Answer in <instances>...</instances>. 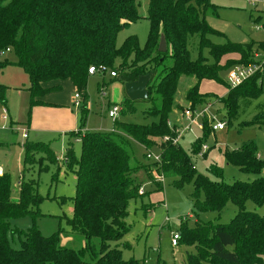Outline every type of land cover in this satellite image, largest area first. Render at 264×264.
Returning <instances> with one entry per match:
<instances>
[{
	"label": "trees",
	"instance_id": "trees-1",
	"mask_svg": "<svg viewBox=\"0 0 264 264\" xmlns=\"http://www.w3.org/2000/svg\"><path fill=\"white\" fill-rule=\"evenodd\" d=\"M139 5L137 0H0V52L12 51L16 57L13 65L26 73L30 106L44 104L42 96L50 89L59 88H44V83L65 79L72 82L83 102L86 101L87 70L98 65L115 73L111 82L124 84L149 75L148 97L144 101L152 103L154 94L160 98L159 108L150 107L152 110L144 112L156 119L150 124L115 120V131L71 134L78 139L81 154L74 155L69 141L61 160L65 171L72 172L76 178L71 197L72 216L66 222L72 232L84 238L81 248L60 245L59 233L43 236L34 227L26 230L12 227V220L38 213L40 196L34 180L20 179L18 198L13 201L9 176L6 173L0 176V264H138L133 258L123 259L121 250L111 243L120 241L129 232L126 221L129 202L143 196L139 193L143 182L136 173L142 170L150 178L152 166L163 178H173L177 186L193 181L197 190L202 191V199L195 192L196 206L201 211L219 213L228 202L237 207L229 223L196 219L193 227L179 232L177 244L195 250L186 253V264H264V215L245 209L248 201L257 206L264 203V176L225 183L222 170L216 167L207 169L214 179L199 174L191 155L206 153L201 145L210 132L206 120L201 123V136L188 149L171 141L157 146L154 141L167 135L175 137L168 119L181 76L196 80L185 94L194 108L203 102L198 93L203 80L222 83L218 73L229 65H218L221 59L237 54L240 56L237 61L230 60L233 66L247 63L254 48H264V43L256 47L253 42L212 43L209 35L223 34L206 20L208 15L217 17L218 7L211 0H148L145 18L149 33L144 47L139 46L135 35L126 37L117 47L118 32L140 19ZM161 38L166 43L165 52L158 51ZM194 38L198 39V57L192 59L188 46ZM205 48L212 62L201 54ZM166 58L172 60L170 66L165 64ZM5 64L0 63V69ZM262 73L263 70L235 88H229L225 82L226 96L220 102L228 115L236 112L238 98L260 95L262 89L257 80ZM5 90L6 86L0 84L3 104ZM125 103L129 112L135 111L134 102L127 99ZM252 125L253 120L241 124ZM130 139L146 148L157 146L160 163L143 164L137 160ZM36 151L44 152L49 162H56V155L47 145L33 142L24 144V164L34 163ZM224 155L226 162L241 172L258 175L264 169V160L257 157L252 141L231 152L225 151ZM9 234L22 237L18 248L12 247ZM92 239L97 240L92 242Z\"/></svg>",
	"mask_w": 264,
	"mask_h": 264
},
{
	"label": "rangeland",
	"instance_id": "rangeland-1",
	"mask_svg": "<svg viewBox=\"0 0 264 264\" xmlns=\"http://www.w3.org/2000/svg\"><path fill=\"white\" fill-rule=\"evenodd\" d=\"M137 1L140 4L138 13L141 17L118 32L117 47L130 35L137 37L140 47H144L147 41L149 23L145 17L148 0ZM211 2L218 7L217 17L208 15L206 20L212 28L223 34L209 35L208 38L212 43L224 44L227 40L243 44L253 42L254 47L260 42L264 43V12L254 10L247 5L245 0H211ZM197 43V38L191 39L189 42L188 48L192 59L198 57ZM260 49L264 51V48L260 47ZM201 54L212 62L206 48L202 50ZM239 58L240 56L237 54H229L218 62V65L221 64L220 66L229 65L228 68L218 73L222 83L203 80L198 90L203 102L196 104L194 108H191L185 94L196 83V80L193 77L181 76L176 88L174 108H172L168 119L171 131L175 137H179L177 143L185 149H188L191 142L201 136V123L203 120L207 121L210 132L204 143H201L202 146H206V150L203 151L206 153L204 156L198 153L192 154L191 159L196 171L211 179L214 177L207 172L209 167L222 170V181L225 183H231L234 180L250 181L256 177L264 176V170L258 175L241 172L237 167L228 164L224 155L225 151L231 152L232 149H239L244 143L252 141L256 145L257 157L264 160V69L262 76L257 80L262 89L258 97L238 98L236 112L232 115H228L225 105L220 102L222 97L226 96V77L229 69L234 65L230 60L237 61ZM252 61L253 57L251 56L249 62L241 65L249 64ZM3 62L6 64L0 69V84L6 86V104L0 101V166L10 178V196L13 201L18 198L19 178L24 181L34 180L40 196L38 213L34 217L25 216L12 220L11 226L22 230L34 227L43 236L59 233L60 245L72 249L81 248L84 238L80 234L72 232L66 222L67 218L72 216L71 197L74 194L76 178L72 172L65 171V166L61 162L69 141H71L76 157L81 154L80 143L71 138L74 131L63 129L59 125H51L42 112H39L42 111L40 107L30 106L27 91L29 80L22 69L13 65L16 62V57L12 51L0 53V63ZM171 63L170 58L165 59L166 65L170 66ZM109 72L106 70L103 73L97 72L88 76L86 101L83 102L82 97L79 96L78 106L74 104L75 94L78 92L75 91L69 79L44 83V88L59 86V88L50 89L44 94L43 99L47 102L44 108L50 110L62 108L69 111L77 117V127L89 131H115V120L141 125L156 121L155 118L146 116L144 112L147 109L152 110L150 107L156 109L160 107L159 96L154 94L152 103L143 100L132 101L135 111L129 112L126 103L124 104L127 101L124 86L111 82ZM227 86L235 88L228 84ZM112 105H118V107L121 105V108L124 109V111H118L114 119L107 115ZM3 108H6L9 113L7 122L1 118ZM203 109H207V111L203 116L195 119V123L189 124V120L186 121L183 116L184 110H190L195 118ZM32 115L33 123L37 126L33 131L29 130ZM256 118L259 119L254 120ZM251 120L254 121V125L241 126L243 122H251ZM217 121L225 123L224 129L211 131V125ZM24 132L29 136L27 140L22 139ZM154 141L158 146L161 143V138H156ZM33 142L47 145L56 155V162H49L44 152L36 151L34 163L24 164V144ZM130 143L137 160L143 164L155 163L152 160H147L145 155L148 153L152 156L159 155L160 150L157 146L146 148L132 139H130ZM155 168L152 166L151 172ZM151 172L150 178L142 170L136 173L137 178L143 182V196L129 202V214L126 219L130 226L129 232L120 241L112 242L111 246L116 245L121 250L123 259L133 258L138 261V264H186V253H195V250L193 247L183 244L172 246V233H179L185 227H193L196 219L200 222L216 224L229 223L237 213V207L232 202H228L219 213L201 211L196 206L195 192H199L198 198L202 199V191L197 190L193 181L183 183L181 186H177L173 178H163L162 181L157 182ZM156 173L161 175L157 171ZM158 187L160 188L158 189ZM146 192L147 194H145ZM245 209L264 215V203L257 206L248 201L245 204ZM8 238L13 248L19 247V240L22 237L19 239L18 235L9 234ZM96 240L92 239V242Z\"/></svg>",
	"mask_w": 264,
	"mask_h": 264
},
{
	"label": "built area",
	"instance_id": "built-area-1",
	"mask_svg": "<svg viewBox=\"0 0 264 264\" xmlns=\"http://www.w3.org/2000/svg\"><path fill=\"white\" fill-rule=\"evenodd\" d=\"M247 5L252 7L254 10H257L259 12H264V0H245ZM9 49H6L5 52H8ZM2 53V52H0ZM252 57L254 60L246 65H235L232 68L229 69L227 77H226V82L230 87H237L241 84H243L246 80L250 79L252 76H254L256 73L260 72L264 68V51L261 49H255L252 52ZM106 71V68L102 65L98 66H90L87 70L89 75H93L97 72L103 73ZM109 75L111 77L115 76V73L113 71L109 72ZM79 99V94H75V104L78 105V100ZM121 110V107L118 105H113L109 111H108V117L110 118H115L116 114L118 111ZM183 116L185 117L186 121L189 120L190 123H195V119H197L200 116H203L207 109H203L199 114L193 117V113L190 110H184ZM1 118L3 121L7 122L8 121V113L5 108H3L1 112ZM200 126V125H199ZM225 127V123L222 121H217L215 122L214 125H211V131H216V130H223ZM26 133L24 132L22 134V137H26ZM179 140V137H174L170 138L169 136H164L161 138V142H166V141H171L173 144L177 143ZM206 150V146H202V151ZM147 160H152L155 163H160V154L156 156H152V154L148 153L145 155ZM264 170V169H263ZM154 180H157V182H160L163 180L162 175H158L155 170L152 172ZM3 174V170L0 167V176ZM139 193H143L142 187L139 188ZM179 238V233L174 232L172 233V238H171V245L176 246L177 245V240Z\"/></svg>",
	"mask_w": 264,
	"mask_h": 264
},
{
	"label": "crops",
	"instance_id": "crops-1",
	"mask_svg": "<svg viewBox=\"0 0 264 264\" xmlns=\"http://www.w3.org/2000/svg\"><path fill=\"white\" fill-rule=\"evenodd\" d=\"M10 51V50H9ZM17 67V66H16ZM19 68V67H18ZM94 75V74H93ZM90 76V75H89ZM116 83H120V82H116ZM121 85H123L124 86V84H122V83H120ZM28 86H29V81H28V85H27V88H28ZM74 87V86H73ZM75 89V88H74ZM28 91V90H27ZM76 91V90H75ZM42 101H43V103L44 104H42V105H38V106H34V107H40L41 109L40 110H42V111H39V112H42V114H43V116L46 118V120L47 121H49V122H51V125H59V126H61V128H63V129H66V130H70V131H74V133L75 132H77V131H80V132H88L89 130L88 129H85V128H83V129H81L80 127H77L78 126V119H77V117L75 116V115H72L69 111H67V110H65V109H62V108H57V109H52V110H50V109H45L44 108V106L47 104V102L46 101H44V99H43V96H42ZM128 99V98H127ZM5 104H6V102H5ZM74 104H75V102H74ZM76 105V104H75ZM78 105H79V103H78ZM78 105H76V106H78ZM113 106V105H112ZM111 106V107H112ZM4 107H6V106H4ZM120 107H121V105H120ZM6 109V108H5ZM7 110V109H6ZM7 113H8V111H7ZM107 115H108V113H107ZM8 119H9V113H8ZM37 126L35 125V123H33V115H32V118H31V121H30V128H29V130H34V128H36ZM5 128V127H4ZM28 130V131H29ZM94 131V130H93ZM29 138V136L28 135H26V137L25 138H23L22 137V139L23 140H27ZM72 138V137H71ZM74 141H78V139L76 138H74L73 139ZM79 142V141H78ZM1 167V166H0ZM2 168V167H1ZM2 170H3V168H2ZM3 173H5L4 172V170H3ZM21 178H19V180H20ZM142 187V186H141ZM142 189H143V187H142ZM143 191H144V189H143Z\"/></svg>",
	"mask_w": 264,
	"mask_h": 264
},
{
	"label": "water",
	"instance_id": "water-1",
	"mask_svg": "<svg viewBox=\"0 0 264 264\" xmlns=\"http://www.w3.org/2000/svg\"><path fill=\"white\" fill-rule=\"evenodd\" d=\"M159 52L166 51V43L163 38L160 39L158 45ZM150 76H140L136 81L124 83V91L127 98L130 101L146 100L148 97V91L146 89L147 83L149 82Z\"/></svg>",
	"mask_w": 264,
	"mask_h": 264
}]
</instances>
